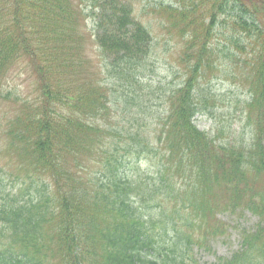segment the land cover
I'll return each mask as SVG.
<instances>
[{"label": "trees", "instance_id": "obj_1", "mask_svg": "<svg viewBox=\"0 0 264 264\" xmlns=\"http://www.w3.org/2000/svg\"><path fill=\"white\" fill-rule=\"evenodd\" d=\"M80 4L0 0V87L20 60L35 81L32 99L12 97L4 132L12 156L0 168V264H204L194 245L224 233L217 215L244 210L258 222L219 263L264 264V0L155 7L185 37L160 114L144 73L153 37L132 4ZM219 25L247 95L248 138L232 143L195 124L216 99L201 79L215 69ZM152 158L155 170L142 169Z\"/></svg>", "mask_w": 264, "mask_h": 264}, {"label": "rangeland", "instance_id": "obj_2", "mask_svg": "<svg viewBox=\"0 0 264 264\" xmlns=\"http://www.w3.org/2000/svg\"><path fill=\"white\" fill-rule=\"evenodd\" d=\"M168 1L129 0L132 4L135 17L148 28L153 37L154 45L145 62L144 73L146 74V78L153 84L154 94L149 93L152 98L150 102L151 108L159 114L164 111L165 106L169 102L163 92L166 89L169 90L174 87L180 80L178 56L181 49H184L185 46V37L180 36L176 29L169 30L170 26L168 21L156 11L157 8L155 7L159 3H166ZM80 2L81 7L87 12L89 10L88 5H90V0H80ZM91 28V18L88 17L86 18L83 30L89 31ZM227 34L228 30L223 25H219L218 32L213 40L215 52L217 53L215 62L217 66L211 74L209 73L205 78L201 79V84H203L202 88H206L207 90L210 88L209 91H205L213 93L216 96L214 105L211 107L212 112H208L206 115L196 116L195 123L200 129L209 132L211 135L215 133L217 135V141L232 143L241 139L247 140L248 138L246 136L247 134H243L246 129L243 125L244 120L241 115V102L246 99L247 95L241 86L239 68L236 66V62L232 61L231 56L234 55L232 51L235 47L229 46L222 48ZM88 51L91 55L96 54L92 53L91 49H88ZM224 53H227L228 56H224ZM94 60H97V58L95 57ZM12 68V71L9 72L0 87V94L2 96H8V98H2L0 96V168L5 164L8 166L7 158L12 156L5 148L4 136L8 120L15 111L12 97L18 95L22 99H32L35 93V81L26 63L20 60ZM105 76L106 74L99 77L103 84L105 83ZM111 97L112 95L110 94ZM161 98L164 101L162 105ZM165 101L167 102L166 105ZM111 104L116 106L113 97ZM118 105L119 107L121 106L120 104ZM112 112L113 118H116L115 109ZM216 129H223V133L221 135L216 133ZM156 167L155 159L153 158L141 164L142 169L150 172H153ZM1 177L4 178L5 176H0V185L4 183ZM176 180L181 181V184L184 182L181 178H176ZM262 181L264 180H258L260 183ZM219 218L228 224V235L216 237L211 240L209 250L197 247L193 250L195 256L206 264H218L217 258L219 256H229L239 244L238 231L241 228H253L258 220L256 216L249 212L236 214L222 213ZM154 246L156 245L154 244ZM146 252L154 251L146 250Z\"/></svg>", "mask_w": 264, "mask_h": 264}]
</instances>
